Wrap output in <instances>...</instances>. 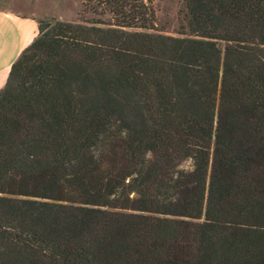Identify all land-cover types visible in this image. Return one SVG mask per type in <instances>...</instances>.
Here are the masks:
<instances>
[{
    "label": "trees",
    "instance_id": "1",
    "mask_svg": "<svg viewBox=\"0 0 264 264\" xmlns=\"http://www.w3.org/2000/svg\"><path fill=\"white\" fill-rule=\"evenodd\" d=\"M82 4L0 89V264H264V0H184L177 35Z\"/></svg>",
    "mask_w": 264,
    "mask_h": 264
},
{
    "label": "crops",
    "instance_id": "2",
    "mask_svg": "<svg viewBox=\"0 0 264 264\" xmlns=\"http://www.w3.org/2000/svg\"><path fill=\"white\" fill-rule=\"evenodd\" d=\"M62 0H0V89L5 85L11 65L37 37L38 21L59 18L55 10Z\"/></svg>",
    "mask_w": 264,
    "mask_h": 264
},
{
    "label": "rangeland",
    "instance_id": "3",
    "mask_svg": "<svg viewBox=\"0 0 264 264\" xmlns=\"http://www.w3.org/2000/svg\"><path fill=\"white\" fill-rule=\"evenodd\" d=\"M83 0H62V3L52 13L59 15L57 19L64 21L78 22L83 18H90V13L82 14ZM184 0H152L155 11V28L169 35H177L179 26L183 21ZM104 18L110 20V15L105 14Z\"/></svg>",
    "mask_w": 264,
    "mask_h": 264
}]
</instances>
